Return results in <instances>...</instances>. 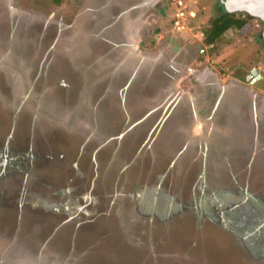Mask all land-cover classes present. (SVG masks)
<instances>
[{"label":"flooded vegetation","instance_id":"af4514ba","mask_svg":"<svg viewBox=\"0 0 264 264\" xmlns=\"http://www.w3.org/2000/svg\"><path fill=\"white\" fill-rule=\"evenodd\" d=\"M256 2L0 0L1 236L48 264L114 259L116 241L157 264L163 225L192 218L243 238L254 261L247 250L264 248V219L247 208L251 188L264 189ZM212 169L235 190H212Z\"/></svg>","mask_w":264,"mask_h":264},{"label":"rangeland","instance_id":"374dc122","mask_svg":"<svg viewBox=\"0 0 264 264\" xmlns=\"http://www.w3.org/2000/svg\"><path fill=\"white\" fill-rule=\"evenodd\" d=\"M251 60H252L251 57H242V61L244 63L242 62L241 64H239V66L248 67L247 62L248 61L250 62ZM59 136L61 137L62 134L58 132L56 134V137L58 138ZM57 138L55 139L56 143L58 141ZM66 142H69V140L67 139ZM69 147L70 146L67 145L66 152L69 156L68 159L72 160V157H75L78 151H75L72 148L71 150L69 149ZM74 148L76 147L74 146ZM89 160H90L89 158H86L83 159L82 162L84 164L85 163L90 164ZM68 170L71 173L73 172L70 169ZM148 171L149 168H146L145 173L148 174ZM155 172L156 171L154 170L151 172V174H153L154 176ZM227 174L229 175L230 173L227 172ZM231 174L233 175L234 172H232ZM254 174H255L254 176H256L257 172H254ZM208 175H209V181L211 182V188L217 194L223 195L222 189L235 190L234 189L235 187H232L231 185L232 183L228 182L230 180H228L227 183H222L220 181L219 176L222 175L221 172L212 169L210 170ZM168 184L169 182H166V184L163 187L164 189L163 192L166 194L170 190ZM203 184H204V188L208 190L206 181ZM34 188H32L31 190H36V186ZM133 188L134 187H131L130 189ZM251 190L252 193L254 194V203L248 202L247 208L249 209V211L256 210L260 214V218L264 219V189L259 188L258 185L255 184V186L252 187ZM177 193L178 191H175L174 189L172 190L173 195ZM182 198L186 199V196L183 195ZM159 200L160 202L161 201L165 202L164 198H159ZM235 201L236 200H234V202ZM203 204H204V199L202 198V200L200 199V201L196 202L193 206L195 210H202ZM234 204L235 203L231 204V206ZM74 205L75 204H73V206ZM89 210H96V209L91 206ZM114 221L116 224V220ZM110 225H114V224L110 223ZM3 226L4 225H2V228ZM242 229L244 228L242 227ZM161 231L162 234L160 235L162 242L163 241L165 242V244H163L162 252L166 255L160 258L157 264H264V257H262V254L264 255V251H262L264 250V248L262 250L249 248V250L247 251L251 253L254 259V261H251L250 258L246 256L247 253H245V251L240 247V245H242V247L244 248L247 247L244 244L243 238L237 236L240 240L239 243H237L238 245H236L235 240L231 235H229L225 231H221L217 229L211 224H208L205 226V228L199 230L196 226V222L192 218H189V219L177 220L175 222L172 221L168 224L166 223L163 225ZM110 239L111 238H107L105 241L111 243ZM113 240H115V238ZM89 241L90 239L88 240V238L83 240V242L86 243L83 244L81 250H85V249L87 250L88 248V250L92 252L93 250L92 247L88 245ZM107 242L106 243L103 242V243L108 244ZM236 242L238 241L236 240ZM86 245L87 247H85ZM99 248L100 245L98 248H96L97 251L99 250V254H100L101 251ZM75 250H77V248H75ZM81 250L78 248V250L75 251L77 256L82 254ZM109 251L111 252L113 251L110 246H109ZM114 254L116 255H113L114 257H110V258H114L111 260H106L107 257H104L103 255L101 257L99 256L98 260L103 259L100 260L99 264H154V262H152L148 258L147 256L148 252L146 250L140 253L133 252V250L127 248V244H124L123 242L120 241H116L114 245ZM145 258L146 260L142 262L141 259H145ZM84 264H89V263L88 262L86 263L85 261Z\"/></svg>","mask_w":264,"mask_h":264},{"label":"water","instance_id":"95a60500","mask_svg":"<svg viewBox=\"0 0 264 264\" xmlns=\"http://www.w3.org/2000/svg\"><path fill=\"white\" fill-rule=\"evenodd\" d=\"M257 1L255 3L258 11L256 14L263 18L264 0ZM0 264H48V259L45 256H35L20 247L16 242L6 240L0 235Z\"/></svg>","mask_w":264,"mask_h":264}]
</instances>
